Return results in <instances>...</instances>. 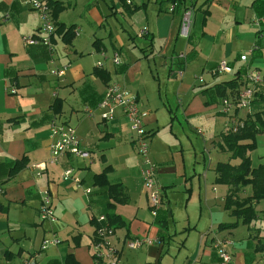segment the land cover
<instances>
[{
    "label": "crops",
    "instance_id": "crops-1",
    "mask_svg": "<svg viewBox=\"0 0 264 264\" xmlns=\"http://www.w3.org/2000/svg\"><path fill=\"white\" fill-rule=\"evenodd\" d=\"M61 1L65 11L73 6V0ZM88 1L81 0L85 11L72 20V42L65 41L64 32H58L59 39L54 36L53 43L62 41L70 50L57 56L53 43L50 49L23 42L42 23L36 10L25 0H0V264H97V217L109 211L124 221L121 227L112 225L115 234L110 238L121 253L120 264H219L215 243L224 240L232 241L228 248L236 264H264V212L258 211L251 224L237 221L226 207L231 187L217 181L216 170L218 163L230 161L225 153L232 155L220 147L229 123L220 86L232 79L241 86L253 68L264 72V24L254 25L264 17V0H252L250 6L246 0ZM74 4L76 10L79 1ZM190 5L193 30L183 37L182 13ZM64 12L56 22L67 27L70 19ZM254 45L258 50L243 61L241 53ZM116 53L120 65L113 60ZM223 60L230 70L215 72ZM65 66L62 76L52 72ZM114 80L137 96L145 113L150 155L163 187L158 217L151 213L143 160L122 110L108 121L100 110L94 118L84 112L86 104L96 107ZM248 113L238 111V116ZM55 116L76 127L92 161L73 155L59 163L49 161ZM41 162L46 169L34 166ZM108 166V180L122 185L124 195L118 198L123 201L96 180ZM70 167L82 180L80 187L63 178ZM247 187L239 191L240 199L253 194L252 185ZM47 189L54 221L40 214ZM254 204L258 210L259 203ZM145 236L157 241L125 247L126 239ZM52 237L61 242L41 249L43 239Z\"/></svg>",
    "mask_w": 264,
    "mask_h": 264
},
{
    "label": "built area",
    "instance_id": "built-area-1",
    "mask_svg": "<svg viewBox=\"0 0 264 264\" xmlns=\"http://www.w3.org/2000/svg\"><path fill=\"white\" fill-rule=\"evenodd\" d=\"M25 3L32 9L36 10L42 20L39 29L31 35L23 37V42L27 46L44 45L52 49L53 38L56 33V25L52 14V8L47 0H25ZM177 3H173L170 7L171 11L175 10ZM194 8L190 5L182 13L180 25V34L183 37H190L194 25ZM264 17L257 18L254 25L262 28ZM147 29L142 30V34L146 33ZM258 50V45L250 47L241 53V59L247 61L250 55H253ZM183 55V54H182ZM116 65L122 63L119 53H116L114 58ZM98 65H102L101 62ZM67 67L57 68L52 72L57 76L65 74ZM215 72H225L230 70L229 63L223 60L214 69ZM201 81L203 80L200 77ZM259 86L264 87V72L259 68H253L247 71L245 80L242 85L234 92L224 97L221 101L223 113L229 116L228 131H237L244 126V117L238 116V111H251L253 101L256 97V90ZM117 109H121L125 117L129 121L131 130L135 133V145L137 153L143 160V178L145 190L148 192L150 200V210L154 217H158L163 208V187L159 182L158 166L153 162L150 155V138L151 132L147 129L144 116L145 113L141 110L137 96L126 87L122 82L111 81L96 107L86 104L84 112L86 116L94 118L97 110H100V116L103 120H113L116 116ZM50 139L51 155L49 161L59 163L60 159L66 155L88 159L92 161L90 150L82 147L77 136V129L72 124L61 120L55 116L50 123ZM35 167L40 170L46 169V162H41ZM65 180L73 179L78 187L81 186L82 180L79 177H74V168H65L63 172ZM88 193L91 188H87ZM40 214L44 220H56V213L53 204V197L49 189L43 191L41 199ZM99 226L96 227L95 242H94V259L97 264H120L121 253L117 247L111 242V237L115 234V227L110 225L106 214L97 217ZM157 240L149 236L132 237L125 241V247L137 249L145 245H150ZM61 242L57 237L43 239L41 249H46L50 244H59ZM230 240L217 241L215 243L216 251L219 256V264H236L233 253L229 250L228 244ZM26 264H36L33 260L26 261ZM146 264V263H143Z\"/></svg>",
    "mask_w": 264,
    "mask_h": 264
},
{
    "label": "trees",
    "instance_id": "trees-1",
    "mask_svg": "<svg viewBox=\"0 0 264 264\" xmlns=\"http://www.w3.org/2000/svg\"><path fill=\"white\" fill-rule=\"evenodd\" d=\"M52 8V13L55 19H58L59 13L67 6L61 0H47ZM57 32H64L65 41L71 43L74 37L73 25L66 27L64 23H56ZM221 85V95L228 96V89L232 92L240 87L237 79H232L224 82ZM253 111L247 114L244 118V126L237 131H228L223 134V143L220 144L221 149L232 152V158H239L240 162L234 164L230 161L218 163L216 170L218 173L217 181L219 183H227L231 190L226 198V207L232 210V214L236 216L237 221L241 220L243 223L251 224L257 217L254 202L264 198V164L260 167L252 166L248 151L256 147V137L258 134L264 132V87L259 86L256 90V97L253 101ZM24 159L17 162L15 170L22 168ZM107 169L96 175L97 182L104 183L108 186L109 193L115 196L117 201H123L118 198L119 195H124L123 187L120 183L111 184L107 177ZM252 185L253 194L246 198L240 199L239 191L247 186ZM110 225L121 227L124 225L123 219L118 214L112 212L106 213ZM237 222L231 223L227 226H235ZM99 226V224L97 225ZM264 244V243H263Z\"/></svg>",
    "mask_w": 264,
    "mask_h": 264
},
{
    "label": "rangeland",
    "instance_id": "rangeland-1",
    "mask_svg": "<svg viewBox=\"0 0 264 264\" xmlns=\"http://www.w3.org/2000/svg\"><path fill=\"white\" fill-rule=\"evenodd\" d=\"M66 1H68V0H66ZM77 1H79V5H78V8L76 10H75V7H74V5H75L74 2H76V0H73L72 1L73 6L68 8V9H66V11L62 10L59 13V15H58L61 18L62 13L65 11L64 12V17L66 19L67 18L70 19V24L67 25V27H70L72 25L71 24L73 22L72 20H78V16H82V13L85 11L84 10V8H85L84 5L82 6V8H80L81 7V0H77ZM246 1H250L249 4H246V5L250 6L251 3H252V0H246ZM84 2H85V0H84ZM86 2H89V1L86 0ZM91 3H93V2L91 1ZM53 18H54L55 25H56L55 37H58V39H59V33L57 32V24H56L57 22H56V19H55L54 15H53ZM119 19L121 21H124V17L123 16H119ZM77 22H78L77 30L79 32H81V29L79 28V21H77ZM73 38H75V37H73ZM53 52H54V54H57V56H58V55H62L63 53L66 54V52L68 54L70 52V50H69V47L66 46V43H64L62 41H58V44L56 42L53 43ZM66 56L68 57V59L71 60L72 56L71 57L68 56V55H66ZM253 110L254 109L252 108L251 111H253ZM256 144L257 145H256V147L254 149H251V150L248 151V155L250 156V160H251L252 166L260 167L262 164H264V132H262V133L257 135ZM215 153H222V151L221 152L215 151ZM225 155H227V153L224 154L225 160H229L231 158L230 162H232L234 164H238L240 162L239 158H232V155H231V157L229 155H227V156H225ZM246 188H248V187L246 186ZM257 202L259 203L258 210L256 209L257 212L258 211L264 212V210H261L262 208H264V198L259 199ZM258 221H259L260 225H262L263 219L260 218V219H258ZM263 236H264V233H263Z\"/></svg>",
    "mask_w": 264,
    "mask_h": 264
}]
</instances>
